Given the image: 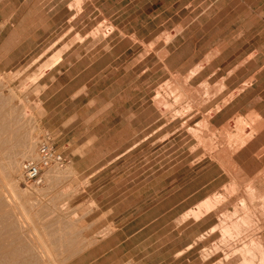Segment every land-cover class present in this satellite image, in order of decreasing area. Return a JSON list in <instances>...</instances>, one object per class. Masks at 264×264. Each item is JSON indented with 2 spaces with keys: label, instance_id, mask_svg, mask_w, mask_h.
I'll use <instances>...</instances> for the list:
<instances>
[{
  "label": "rangeland",
  "instance_id": "374dc122",
  "mask_svg": "<svg viewBox=\"0 0 264 264\" xmlns=\"http://www.w3.org/2000/svg\"><path fill=\"white\" fill-rule=\"evenodd\" d=\"M45 1L0 0V190L28 215L0 217V247L42 243L48 264H243L242 243L264 244V0ZM45 135L66 163L26 186L18 144L36 162Z\"/></svg>",
  "mask_w": 264,
  "mask_h": 264
},
{
  "label": "bare ground",
  "instance_id": "6f19581e",
  "mask_svg": "<svg viewBox=\"0 0 264 264\" xmlns=\"http://www.w3.org/2000/svg\"><path fill=\"white\" fill-rule=\"evenodd\" d=\"M54 57V56H53ZM55 58V57H54ZM55 60V59H54ZM58 61V60H57ZM57 61H55L54 63H56ZM54 63H50V65H47V66H45L42 70H43V72L41 71V73H46L50 68H51V66L54 64ZM42 67V66H41ZM41 69V68H40ZM40 74V73H39ZM10 112L12 111V109H10L9 110ZM7 112V111H6ZM13 112V111H12ZM14 113V112H13ZM7 115V114H6ZM9 117H10V115H9ZM26 138V137H25ZM24 138V139H25ZM29 138V141L30 140H32L31 138H30V136L28 137ZM23 139V141H22V143H19L18 145H21L20 146V148H19V146L17 145L16 147L18 148V149H20V150H16L17 152H19L18 154H19V156H22V157H24V158H31V157H33V156H31L32 155V151H33V153L35 152L34 151V146L32 147V146H29L28 145V142L26 141V139L24 140ZM33 143H34V141H32ZM244 144V143H243ZM15 146V145H14ZM15 147V148H16ZM31 147L33 148V149H31ZM13 148V147H12ZM11 148V149H12ZM16 152V153H17ZM10 154V153H9ZM13 154V153H12ZM17 154V155H18ZM14 155H16V154H14ZM14 155H9V157L8 158H10V156H14ZM16 155V156H17ZM37 157H38V153H37ZM29 158V159H30ZM2 159V158H1ZM28 159V160H29ZM33 159V158H32ZM4 161V160H3ZM2 163H4V162H2ZM7 164H8V168H5V166H4V168L5 169H9V170H11L13 173L15 172L14 170H16L17 168H18V166H19V164H18V161H17V159H16V157L14 156V157H11L9 160H8V162H7ZM18 164V165H17ZM1 167H3V166H1ZM17 167V168H16ZM16 168V169H15ZM50 168V167H49ZM14 169V170H13ZM48 169V168H47ZM69 169V168H68ZM9 170H6L7 172L9 171ZM3 171H5V170H3ZM5 171V172H6ZM53 171V170H52ZM10 173V172H9ZM9 173H7L6 175H9ZM16 173V172H15ZM50 173V172H49ZM4 174V173H3ZM5 175V176H6ZM11 175V174H10ZM4 176V177H5ZM48 176V175H47ZM7 177V176H6ZM6 177H5V179H6ZM8 178H9V176H8ZM7 178V179H8ZM9 179H11V178H9ZM1 180V179H0ZM13 180V179H12ZM2 181V180H1ZM11 181V180H10ZM9 183V182H8ZM12 184H13V182H12ZM8 185V184H7ZM9 185H10V183H9ZM5 186V185H4ZM8 190V189H7ZM14 191V190H13ZM12 191V189H11V192H13ZM8 192H10L9 190H8ZM5 194L6 193H4L3 191H1L0 190V202H2V206H5L4 207V209H5V215L3 214L2 215V213H0V217L2 218V216H4L6 219H7V222H8V224H9V227H11V228H14V227H16V228H22V227H24V225L26 224V222H27V214H24L23 212H25V211H23V212H19V211H16L15 210V208L14 207H12L11 206V203H10V205H9V203L7 202L9 199H5ZM11 194V193H10ZM14 193H12V195H13ZM7 195V194H6ZM221 197L220 196H216V195H214V196H210V197H207L206 199H204V200H202L199 204H197V205H195L194 207H192L189 211H187V213L186 214H184L185 215V217H187V216H189V215H192L196 220H200V219H202L203 217H205L206 215H208V214H210L214 209L216 210V208H217V205H219L218 203H219V201L221 200L220 199ZM264 199V198H263ZM9 202H10V200H9ZM245 203H247V202H245ZM241 206V205H240ZM237 207V206H236ZM242 207H244V206H242ZM18 208V207H17ZM234 208V207H233ZM238 208V207H237ZM245 208V207H244ZM243 208V209H244ZM236 209V208H235ZM239 209V208H238ZM237 209V210H238ZM243 209H242V211H243ZM246 209H247V207H246ZM252 209H253V207H252ZM255 209V208H254ZM237 210H233V212H231V214H228L229 212H227L226 211V213L227 214H225V212H224V214H225V218H224V220H223V224H222V226H221V230H222V233H223V237H226V235H229L231 232H236L237 234L239 233V231H241L240 230V226H239V224L236 222L237 220H238V222L240 221V219H241V221L242 222H244V218H245V214H244V211L242 212L241 211V208H240V211L243 213L242 215L240 214H238V211ZM248 210V209H247ZM249 210H250V208H249ZM234 211H237V212H234ZM251 211V210H250ZM240 212V213H241ZM245 213H246V211H245ZM252 213V212H251ZM250 213V214H251ZM247 214H249V212L247 213ZM249 214V215H250ZM27 215V216H26ZM222 215V214H221ZM245 215V216H244ZM242 216H244V218H242ZM252 216V215H251ZM246 217H248V215L246 216ZM253 218V217H252ZM257 218V217H256ZM29 219V218H28ZM247 219V218H246ZM245 219V220H246ZM236 220V221H235ZM252 220V219H251ZM249 221V220H248ZM258 221V220H257ZM247 222V221H246ZM253 222H255L254 221V218H253ZM249 223V222H248ZM252 224V223H251ZM251 224L249 223L248 225H250V227H252L251 226ZM254 224H256V223H254ZM245 225V224H244ZM248 225H246V226H248ZM258 225V224H257ZM241 226H242V224H241ZM244 229V228H243ZM246 229H249L248 227H246ZM210 232H214L215 231V228L214 227H211L210 228V230H209ZM247 231V230H246ZM235 233V234H236ZM245 233V232H244ZM38 234V233H37ZM240 234V233H239ZM238 234V235H239ZM232 235V234H231ZM241 235H243L242 233H241ZM39 236V238H41L40 237V235H38ZM260 236V235H259ZM201 237H203V234L199 237V238H201ZM233 237H234V234H233ZM233 237H231L232 239H233ZM239 237V236H238ZM247 237V236H246ZM258 237V236H257ZM36 238V237H35ZM227 238V237H226ZM230 238V237H229ZM248 238V237H247ZM250 238V237H249ZM246 239V238H245ZM262 239H263V237H262ZM28 240V239H27ZM26 240V241H27ZM32 239H30V240H28V242H32L31 241ZM222 240H223V238H222ZM247 240H249V239H247ZM229 241V240H228ZM228 241H227V243H228ZM235 241H237V239L235 240ZM246 241V240H245ZM34 242V241H33ZM224 242V241H223ZM46 243V242H45ZM44 243V244H45ZM236 243H238V242H236ZM242 243V242H241ZM30 244V243H29ZM28 244V245H29ZM37 244V243H36ZM39 244H40V242H39ZM42 244V243H41ZM40 244V246H38L39 247V253H27V246L25 245V243L22 241L21 242V244L19 243L18 245H16V247H15V249H6V248H1L0 247V262H2L3 264H48L49 262L51 263L52 261H50V257L51 258H53V255H51L52 253L50 252V253H46L45 251H44V247L42 246ZM47 244V243H46ZM224 244H225V242H224ZM227 246H229V245H227ZM33 248H35L37 251H38V249L36 248V247H34V246H32ZM45 247H47V246H45ZM238 247V246H237ZM49 250H50V248H48ZM48 249L46 248L45 250H47L48 251ZM241 250V252H242V254H243V252L244 253H246V255L248 256H245L244 257V254H243V264H255V260H257L258 261V264H264V244H263V242H262V240H261V238L260 239H257L256 237L255 238H251L249 241H248V243H246V242H244V243H242L241 244V248H239V250L238 251H240ZM233 251H236V250H233ZM26 252V253H25ZM51 255V256H50ZM52 260V259H51ZM241 262V261H240ZM53 264V263H52ZM55 264H57V263H55Z\"/></svg>",
  "mask_w": 264,
  "mask_h": 264
},
{
  "label": "built area",
  "instance_id": "2783aa9c",
  "mask_svg": "<svg viewBox=\"0 0 264 264\" xmlns=\"http://www.w3.org/2000/svg\"><path fill=\"white\" fill-rule=\"evenodd\" d=\"M38 161L25 160L21 163V180L29 187H39L44 183V172L47 168H61L66 163L65 156L58 152L49 135L41 137L38 143Z\"/></svg>",
  "mask_w": 264,
  "mask_h": 264
},
{
  "label": "crops",
  "instance_id": "0c3cea01",
  "mask_svg": "<svg viewBox=\"0 0 264 264\" xmlns=\"http://www.w3.org/2000/svg\"><path fill=\"white\" fill-rule=\"evenodd\" d=\"M5 1H8V0H5ZM24 2L26 1V0H23ZM44 1L45 0H41V2H42V8L44 9ZM48 1V0H47ZM47 1H45V10L48 12V2ZM23 2V3H24ZM13 12V14H14V11H12ZM12 12H11V14H12ZM9 16H10V14H9ZM8 16V17H9ZM13 16V15H12ZM11 16V17H12ZM264 16L263 15H261V17H260V23H261V25L262 26H264V18H263ZM6 15L5 16H3L2 14H1V12H0V28H2V26H5L9 21H6ZM11 24V23H10ZM46 33H48V26L46 27ZM216 57H214L211 61H210V63L208 62V63H206L200 70H198V72L197 73H195L194 75H193V77H195V76H197L198 74H200L203 70H205L206 68H207V66L208 65H210L211 64V62L215 59ZM61 60V58L56 62V63H54L52 66H51V68L53 67V66H55L59 61ZM253 60H255L254 58H251L247 63H245L244 65H246V64H248V63H250V62H252ZM243 65V66H244ZM50 68V69H51ZM241 68V66H239L238 68H236L235 69V71L233 72V74H235L239 69ZM50 69L48 70V71H50ZM262 70V69H261ZM47 71V72H48ZM46 72V73H47ZM45 73V74H46ZM44 74V75H45ZM232 75V74H231ZM230 75V76H231ZM252 76H258V71H256L255 73H251L250 74V77H252ZM252 84L251 85H249L248 87H246L245 89H242L237 95H235V97L233 98V99H231L226 105H224V106H222L220 109H218L215 113H214V115H212V118L213 117H215L217 114H219L220 112H222L227 106H229V105H231V104H233L234 102H236L237 100H238V98H241L242 96H245V94L247 93V92H249L251 89H252ZM47 112H48V110H46ZM60 152V151H59ZM210 182L211 181H208V182H205V183H203V184H201L197 189H195L194 190V192L193 193H191V194H187L186 196H185V198L184 199H188V198H190L191 196H193V195H196L197 193H199L201 190H203L206 186H208L209 184H210Z\"/></svg>",
  "mask_w": 264,
  "mask_h": 264
}]
</instances>
